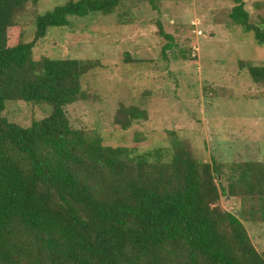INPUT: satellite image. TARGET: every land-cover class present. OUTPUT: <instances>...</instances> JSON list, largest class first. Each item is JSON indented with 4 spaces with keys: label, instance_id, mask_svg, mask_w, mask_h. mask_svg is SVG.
I'll return each mask as SVG.
<instances>
[{
    "label": "trees",
    "instance_id": "1",
    "mask_svg": "<svg viewBox=\"0 0 264 264\" xmlns=\"http://www.w3.org/2000/svg\"><path fill=\"white\" fill-rule=\"evenodd\" d=\"M30 1L0 0V264H264L245 225L264 228V161L224 163L226 172L179 141L145 155L105 146L66 112L99 63L35 58L49 28L111 15L129 0H71L38 16L27 42L17 16ZM233 2L229 19L264 45L244 0ZM165 36L164 54L174 48ZM242 67L264 84V67ZM10 102L45 104L51 113L24 127L4 116ZM146 115L122 104L115 124L128 129Z\"/></svg>",
    "mask_w": 264,
    "mask_h": 264
},
{
    "label": "rangeland",
    "instance_id": "2",
    "mask_svg": "<svg viewBox=\"0 0 264 264\" xmlns=\"http://www.w3.org/2000/svg\"><path fill=\"white\" fill-rule=\"evenodd\" d=\"M69 1L31 0L17 16L25 41L33 40L38 16ZM154 3L158 7L149 0H129L111 15L72 17L69 26L49 28L38 43L37 59L99 63L83 76V98L66 108L71 125L92 138L99 135L105 146L128 147L138 155L172 150L179 141L202 162L264 161V84L242 67H264V45L229 19L233 0ZM244 3L251 21L264 28V0ZM159 23L174 40L166 54L171 40L160 34ZM122 104L146 111V118L120 128L115 118ZM50 113L45 104L10 102L4 116L27 127ZM224 200V209L235 211V204ZM245 225L264 254V228Z\"/></svg>",
    "mask_w": 264,
    "mask_h": 264
}]
</instances>
